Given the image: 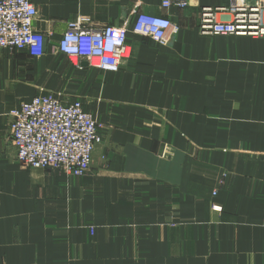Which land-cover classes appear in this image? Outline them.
I'll return each instance as SVG.
<instances>
[{"label":"crops","instance_id":"0c3cea01","mask_svg":"<svg viewBox=\"0 0 264 264\" xmlns=\"http://www.w3.org/2000/svg\"><path fill=\"white\" fill-rule=\"evenodd\" d=\"M32 1L44 54L0 49V264H264V65L200 32L202 8L221 21L232 0ZM139 12L179 30L168 45L130 31L116 72L59 49L70 23L131 28ZM44 91L98 120L83 177L18 161L11 111Z\"/></svg>","mask_w":264,"mask_h":264},{"label":"built area","instance_id":"2783aa9c","mask_svg":"<svg viewBox=\"0 0 264 264\" xmlns=\"http://www.w3.org/2000/svg\"><path fill=\"white\" fill-rule=\"evenodd\" d=\"M190 0H161V8L185 9ZM232 16L216 21L215 10L205 6L200 14L204 35L264 36V0L238 4L232 0ZM217 10H226V7ZM38 9L32 0H0V49L27 50L42 56L45 35L34 28ZM86 19L70 23L59 41L61 52L84 57L94 66L116 72L129 57V32L168 45L179 27L170 16L139 12L131 25L86 27ZM11 139L18 161L30 168L53 169L81 177L87 174L93 155L103 143L100 125L81 100L64 101L53 92L23 101L11 111ZM217 208V207H215ZM93 232V230H92Z\"/></svg>","mask_w":264,"mask_h":264},{"label":"rangeland","instance_id":"374dc122","mask_svg":"<svg viewBox=\"0 0 264 264\" xmlns=\"http://www.w3.org/2000/svg\"><path fill=\"white\" fill-rule=\"evenodd\" d=\"M238 4H248V0H235ZM227 12L232 16L231 8ZM207 48L220 53L225 61H238L250 65H264V36L257 35H209ZM55 91H44L43 93ZM41 93V94H43ZM40 95V94H39ZM23 165V164H22ZM26 168L25 165H23ZM33 169V168H31ZM63 174L60 171L54 170ZM85 176V175H84ZM83 177V176H81ZM92 231V230H91ZM93 233V232H92Z\"/></svg>","mask_w":264,"mask_h":264}]
</instances>
